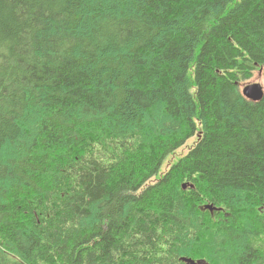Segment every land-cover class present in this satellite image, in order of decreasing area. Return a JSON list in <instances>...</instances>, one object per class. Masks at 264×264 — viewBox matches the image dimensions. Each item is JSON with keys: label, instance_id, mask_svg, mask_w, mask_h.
Returning <instances> with one entry per match:
<instances>
[{"label": "trees", "instance_id": "1", "mask_svg": "<svg viewBox=\"0 0 264 264\" xmlns=\"http://www.w3.org/2000/svg\"><path fill=\"white\" fill-rule=\"evenodd\" d=\"M255 70L264 0H0V264H264Z\"/></svg>", "mask_w": 264, "mask_h": 264}, {"label": "rangeland", "instance_id": "2", "mask_svg": "<svg viewBox=\"0 0 264 264\" xmlns=\"http://www.w3.org/2000/svg\"><path fill=\"white\" fill-rule=\"evenodd\" d=\"M252 82H258L260 84H264V79H263V75H262V71L261 70H255L254 73H253V76L251 78L243 80V81H240V87L242 88L245 84L252 83ZM198 135H199V132L196 131L193 135L188 137L185 140V142L181 146H179L166 159L167 160H172V159L174 160L176 157L186 153L192 147V145L195 143ZM167 160H165V162L163 163V165L161 167V171L167 168ZM153 179H155V178H153ZM199 264H203V263H199Z\"/></svg>", "mask_w": 264, "mask_h": 264}, {"label": "water", "instance_id": "3", "mask_svg": "<svg viewBox=\"0 0 264 264\" xmlns=\"http://www.w3.org/2000/svg\"><path fill=\"white\" fill-rule=\"evenodd\" d=\"M241 92L248 99L259 100L263 95V87H262V84L258 82H252V83L245 84L241 88ZM185 186H186L185 184H182L183 188H185ZM205 208L212 210L213 207L212 205H205ZM181 259L185 261V264H195L196 263V261L192 260L191 258L181 257Z\"/></svg>", "mask_w": 264, "mask_h": 264}]
</instances>
